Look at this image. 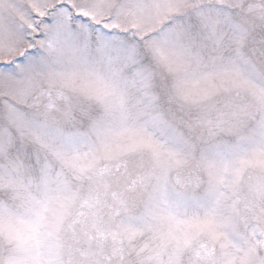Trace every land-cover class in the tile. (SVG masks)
Instances as JSON below:
<instances>
[{
    "label": "snow or ice",
    "instance_id": "obj_1",
    "mask_svg": "<svg viewBox=\"0 0 264 264\" xmlns=\"http://www.w3.org/2000/svg\"><path fill=\"white\" fill-rule=\"evenodd\" d=\"M0 264H264V0H0Z\"/></svg>",
    "mask_w": 264,
    "mask_h": 264
}]
</instances>
